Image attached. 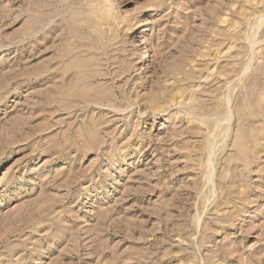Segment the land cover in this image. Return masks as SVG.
<instances>
[{"label": "rangeland", "instance_id": "rangeland-1", "mask_svg": "<svg viewBox=\"0 0 264 264\" xmlns=\"http://www.w3.org/2000/svg\"><path fill=\"white\" fill-rule=\"evenodd\" d=\"M0 264H264V0H0Z\"/></svg>", "mask_w": 264, "mask_h": 264}, {"label": "bare ground", "instance_id": "bare-ground-1", "mask_svg": "<svg viewBox=\"0 0 264 264\" xmlns=\"http://www.w3.org/2000/svg\"><path fill=\"white\" fill-rule=\"evenodd\" d=\"M49 4H51L50 3V1L49 2H47L44 6H49ZM83 9V8H82ZM78 10V9H77ZM51 14V13H50ZM56 16V15H55ZM63 16H64V18H62V20L64 21V25H63V27H61V29L60 28H58V26H59V22H58V26L56 25V24H51V26L50 27H48V29H47V27H46V29L44 30V27H39V31H41V32H53L54 33V36L56 35V38H59L60 36H62V35H64L65 37H67V38H69V40H72V38H73V41L72 42H70L69 44H68V46L64 49V51H65V53L63 54V57H69V56H71V55H74L75 54V48H78V46H79V44L80 43H78L77 41H74L75 40V35H74V27H75V24L73 23V16L71 15V14H68V9H66L65 10V13L63 12ZM52 18V17H51ZM56 18H59V17H56ZM53 19V18H52ZM60 19V18H59ZM56 20H58V19H56ZM55 20V21H56ZM42 21V20H41ZM260 24V23H259ZM258 24V25H259ZM56 25V26H55ZM60 27V26H59ZM259 27V26H258ZM55 28H58V29H60V31H58V32H61V33H59L58 35L57 34H55L56 32H55ZM54 29V30H53ZM81 29L82 30H87V32L89 31V28L88 27H86V26H82L81 27ZM90 29H92L91 27H90ZM57 30V29H56ZM38 32V31H37ZM91 32V31H90ZM39 33V32H38ZM41 34V33H40ZM46 34V33H45ZM49 34V33H48ZM43 35V34H42ZM41 35V36H42ZM47 35V34H46ZM50 36H51V34H50ZM49 35L47 36V37H50ZM38 37H40V36H38ZM43 38H45V36L43 37ZM53 39H54V37H52ZM51 38V39H52ZM91 38V37H90ZM37 39V38H36ZM39 39V38H38ZM37 39V40H38ZM41 40H42V38H41ZM50 41V40H49ZM38 43H39V41H38ZM65 44V43H64ZM44 45V44H43ZM87 45L89 46V50L88 49H81V50H79L78 52H89L90 51V48H97V47H99V48H101L102 49V47L104 46V50L105 49H107V48H109V47H111L112 45L111 44H108L107 46H105L103 43L102 44H100V45H94L93 43H92V40H90V42H88L87 43ZM81 46V45H80ZM39 49V48H38ZM41 49V48H40ZM57 52V51H56ZM55 52V53H56ZM101 52V51H100ZM61 54V53H60ZM77 55V54H76ZM79 57V56H78ZM72 58H74V57H72ZM100 60V59H99ZM108 63V62H107ZM57 64V63H56ZM55 64V65H56ZM104 65V64H103ZM113 65V64H112ZM49 70V69H48ZM112 73V72H111ZM55 74V73H54ZM44 75V74H43ZM42 75V76H43ZM48 75V74H47ZM95 76H96V73H86V80L88 81L90 78H93V79H95ZM99 76V75H98ZM49 77V76H48ZM56 77V76H55ZM62 77V76H61ZM88 78V79H87ZM44 79H45V76H44ZM49 79V78H48ZM47 79V80H48ZM51 79V78H50ZM98 79V78H97ZM59 82V81H58ZM53 91V90H52ZM76 92V91H75ZM93 91H86L85 93H83V92H80V91H77L76 93H74V95H76V96H80L81 97V95L83 96V95H87V96H92V99H94V100H96V99H100V98H102V96L100 95V94H95V93H92ZM91 98V97H90ZM159 98V97H158ZM158 98H154V99H157L158 100ZM225 99V98H224ZM78 100V99H77ZM84 100V99H83ZM93 100V101H94ZM156 101V100H155ZM63 102V101H62ZM82 102V101H81ZM80 102V103H81ZM221 102V101H220ZM79 103V104H80ZM249 103V102H248ZM154 104V103H153ZM153 104H151V105H153ZM222 104V103H221ZM226 104H227V102H226ZM250 104V103H249ZM155 106H156V104H155ZM73 107V106H72ZM154 107V106H153ZM87 108V106H83V107H81V108H79L80 110H85ZM90 108V107H89ZM89 111V110H88ZM75 112H76V110H75ZM253 112V111H252ZM83 113V112H82ZM81 113V114H82ZM223 117H224V114L222 115ZM222 117V118H223ZM226 117H227V115H226ZM226 119V118H225ZM228 119L229 118H227V120L226 121H228ZM223 121H225L224 119H222ZM209 122V121H208ZM207 122V123H208ZM223 123V122H222ZM216 125V124H215ZM226 130V129H225Z\"/></svg>", "mask_w": 264, "mask_h": 264}]
</instances>
